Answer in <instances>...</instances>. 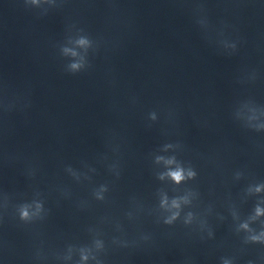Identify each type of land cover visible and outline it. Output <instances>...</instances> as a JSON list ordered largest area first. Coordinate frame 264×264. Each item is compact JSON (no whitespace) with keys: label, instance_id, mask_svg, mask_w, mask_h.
I'll return each mask as SVG.
<instances>
[{"label":"water","instance_id":"1","mask_svg":"<svg viewBox=\"0 0 264 264\" xmlns=\"http://www.w3.org/2000/svg\"><path fill=\"white\" fill-rule=\"evenodd\" d=\"M204 2L214 25L232 26L228 33L240 40L235 54L204 39L193 15L196 0H66L46 15L24 0H0V83L8 85L9 96L27 94L31 100L26 111L0 118V189L26 191L29 181L22 173L33 163L51 209L42 225L22 227L10 218L0 224V264H37L33 255L41 241L45 253L87 244L90 226L105 234V264H220L222 256L234 257L235 264H264V245L244 244L228 211L234 202L246 217L259 197L242 203L243 191L264 181V132L234 118L242 104L264 108V0ZM70 23L105 41L89 72L63 70L66 61L56 45ZM133 95L139 97L135 106L129 103ZM169 107L174 123L161 114L151 129L145 127L148 111ZM113 135L118 154L107 146ZM176 141L183 144L178 158L198 173L181 190L199 191L194 211L213 207L208 219L214 239L201 240L206 232L189 234L179 221L157 225L137 212L138 204L147 209L158 203L157 188L174 195L171 185L156 179L151 154ZM105 153L107 161L101 159ZM114 160L119 178L107 170ZM82 161L97 169L91 184H77L63 171L66 164L83 170ZM237 170L244 173L238 181ZM100 183L109 184L106 202L91 197ZM57 184L70 188L72 198L57 203ZM81 200L90 206L79 208ZM129 211L139 219L129 221ZM216 213L226 219L219 221ZM116 221L123 233L115 230ZM141 233H152L153 241L144 243ZM113 236L128 247L112 245Z\"/></svg>","mask_w":264,"mask_h":264},{"label":"clouds","instance_id":"2","mask_svg":"<svg viewBox=\"0 0 264 264\" xmlns=\"http://www.w3.org/2000/svg\"><path fill=\"white\" fill-rule=\"evenodd\" d=\"M66 0H24L25 6L38 8L41 10V15H46L50 9L60 8ZM195 23L199 27L204 39L209 44H214L219 50H222L228 55H233L238 51L240 44L239 38H232L228 33V29L232 26L225 21H220L219 26L214 25L209 18L208 10L204 0H196L193 8ZM105 41L103 37H93L83 27H79L76 23H70L66 27V36L62 43L56 45L58 48L59 57L66 63L63 65V70L71 75L89 72L94 65L92 59L97 56ZM111 76V72L108 73ZM252 79H255L253 73ZM115 84V80L109 81ZM8 85L0 83V118H6L12 112H24L31 107V100L27 94L11 96L7 93ZM129 103L133 106L139 103V97L133 95L129 98ZM161 114L164 116L166 123H174L175 112L171 107L157 110L152 109L147 112L145 118V127L151 129L154 124L161 119ZM234 118L242 122L245 128L264 132V108L256 107L250 103L242 104L234 113ZM161 135L167 136L166 129H161ZM113 135L107 142L108 148L118 154L120 151L119 144L115 142ZM183 149V144L180 141L165 142L154 153H152V163L157 166L154 170V175L162 184L171 185V191L174 195H169V189L160 187L156 190L158 203L145 209L143 204L136 205L137 212H146L148 216L154 217V222L159 225L163 224L172 227L179 221L185 228L190 229V233H207V236H200L201 240L214 239L215 231L209 223L208 217L213 214V207L209 205L203 213L194 211L198 207L197 201L200 200V193L195 188H184L181 190V185L187 184L189 181H194L197 178V171L190 162H185L178 158V154ZM171 153V154H169ZM101 159L107 161L109 159L107 153L102 154ZM82 169H77L71 164L64 165L63 171L77 184L85 181L90 184L93 181V175L97 169L90 166L88 163L81 162ZM107 170L116 178L120 176L119 160H114L107 164ZM40 168L33 163L26 164L23 175L29 181L26 191H8L0 189V224L5 223L6 218L17 220L18 226L28 227L44 224L51 214V209L46 207L47 196L39 185L38 174ZM244 173L237 170L234 173V179L240 180ZM108 183H100L91 188V197L95 201L106 202V193L109 192ZM54 191L58 193V200L71 199V189L65 185L57 184ZM259 197L252 211L242 218L240 208L234 202L228 204V211L231 216L233 225L232 229L236 235L243 233L242 242L244 244H261L264 245V181L249 184L243 191L241 202H246L249 197ZM135 204V198H133ZM90 206V201L81 200L78 202V207L81 209ZM216 218L223 222L226 217L220 213H216ZM129 221L139 219L138 215H134L129 211L125 213ZM254 225H258L254 226ZM115 230L124 232V225L120 221L115 222ZM91 239L87 244L74 245L67 244L65 250H52L45 253L43 249V241L41 246L37 247L33 260L37 264H46L49 259H52L58 264H105L102 254L107 251L106 242L103 231L94 226L87 229ZM140 240L144 243L153 241L152 233H141ZM111 244L128 247V242L119 237L113 236ZM78 254V259L74 260V255ZM220 264H235L234 257H220ZM248 264H252L251 261Z\"/></svg>","mask_w":264,"mask_h":264}]
</instances>
